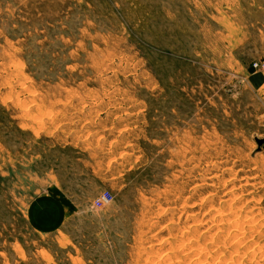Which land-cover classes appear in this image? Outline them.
<instances>
[{"label": "rangeland", "instance_id": "obj_1", "mask_svg": "<svg viewBox=\"0 0 264 264\" xmlns=\"http://www.w3.org/2000/svg\"><path fill=\"white\" fill-rule=\"evenodd\" d=\"M263 138L264 0H0V264H264Z\"/></svg>", "mask_w": 264, "mask_h": 264}, {"label": "built area", "instance_id": "obj_2", "mask_svg": "<svg viewBox=\"0 0 264 264\" xmlns=\"http://www.w3.org/2000/svg\"><path fill=\"white\" fill-rule=\"evenodd\" d=\"M253 65H256V63H254ZM105 193H107V190H105V191H103L96 199H95V203L97 204V203H101V202H103V201H106V200H108L110 197H111V195H105Z\"/></svg>", "mask_w": 264, "mask_h": 264}, {"label": "water", "instance_id": "obj_3", "mask_svg": "<svg viewBox=\"0 0 264 264\" xmlns=\"http://www.w3.org/2000/svg\"><path fill=\"white\" fill-rule=\"evenodd\" d=\"M257 142H258V144H260V143L264 144V138L261 140H258Z\"/></svg>", "mask_w": 264, "mask_h": 264}]
</instances>
